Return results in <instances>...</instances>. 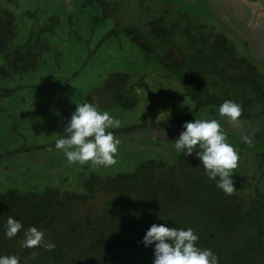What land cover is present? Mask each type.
Segmentation results:
<instances>
[{
	"label": "trees",
	"instance_id": "1",
	"mask_svg": "<svg viewBox=\"0 0 264 264\" xmlns=\"http://www.w3.org/2000/svg\"><path fill=\"white\" fill-rule=\"evenodd\" d=\"M12 1L0 0V257L153 264L155 244L143 239L151 225L163 224L191 227L197 246L210 249L218 264H264V70L224 31L180 22L172 6L145 32L120 21L114 30L104 11L91 24L93 33L101 27L93 37L98 75L79 86L75 77L86 72L67 71L60 42L74 51L87 36L65 19L69 36L60 41L58 23L32 13L20 32ZM225 100L242 106L235 125L219 115ZM83 103L121 121L107 130L121 142L113 166L71 164L55 147ZM195 119L217 120L239 156L249 155L252 164L232 172V195L209 179L195 152L175 149L183 125ZM9 216L23 226L13 238L5 235ZM30 227L54 250L24 248Z\"/></svg>",
	"mask_w": 264,
	"mask_h": 264
},
{
	"label": "clouds",
	"instance_id": "2",
	"mask_svg": "<svg viewBox=\"0 0 264 264\" xmlns=\"http://www.w3.org/2000/svg\"><path fill=\"white\" fill-rule=\"evenodd\" d=\"M219 115L227 117L231 124H237L242 115V106L231 100H225L219 106ZM121 121L113 118L108 111H100L91 103L79 104L64 128L61 138L55 141V147L63 150L71 164L80 165L91 162L93 167H110L117 163L120 140L110 128H119ZM184 131L176 139L175 149L185 156L196 157L203 164L210 180L216 181V186L226 195H232L236 188L232 172L238 167L239 154L227 142V135L215 120L195 119L186 122ZM248 142V137H243ZM199 146L200 151H196ZM22 224L12 216L7 218V238L15 237L22 229ZM198 235L189 227L178 229L166 227L163 224H153L147 230L143 243L145 246L155 244L153 264H218V257L210 249L197 246ZM170 241V243H169ZM43 246L52 251L55 245L45 240L44 232L36 227L24 231V248ZM0 264H20L18 256L0 257Z\"/></svg>",
	"mask_w": 264,
	"mask_h": 264
},
{
	"label": "rangeland",
	"instance_id": "3",
	"mask_svg": "<svg viewBox=\"0 0 264 264\" xmlns=\"http://www.w3.org/2000/svg\"><path fill=\"white\" fill-rule=\"evenodd\" d=\"M98 1L100 3V0ZM173 2H170L171 5L167 3L165 6L161 0H106L102 11L99 9V5H96L97 1L91 3V5L96 3L94 6L96 9H93L88 0H13L11 3L15 6L12 10L20 20L18 24L20 32L28 27L24 18L29 13L34 16H42V12H45L47 15L58 16L60 23L58 22L55 27V36L58 39L69 36V31L64 25L66 16H72L77 21L74 31L87 36L85 44H81L80 47V43H78L76 49L70 51L69 44H63L65 41L62 40L60 47L64 49L66 60L63 62V66L67 68V71L69 70L73 74L80 71L86 72L82 76L75 77V83L79 86L88 85L94 80L92 78L100 68V50L99 47L97 48L98 44L94 45L93 37L100 34L101 27L93 33L91 24L94 21L92 16L99 17L104 11L107 14V21L112 24L114 30L118 27L117 21H120L123 26L143 28L142 32H145L149 29L147 27L149 22L156 21V17H162L166 12L169 13V7L172 6L171 9L180 22L189 20L198 23L203 21L206 26L214 25L217 32L224 31L243 54L251 57L257 67L264 70V0L257 2L249 0H173ZM74 4L82 5V9H76ZM45 16L46 14L42 18ZM209 20L211 21L208 24ZM211 22H215L217 25ZM162 24L163 22L159 21V26ZM235 34L237 41L234 37ZM176 35L180 38V31ZM109 69L111 70V68ZM105 70L108 71L106 68ZM239 127H243L241 123H239ZM239 157L238 165L252 164L247 153Z\"/></svg>",
	"mask_w": 264,
	"mask_h": 264
},
{
	"label": "flooded vegetation",
	"instance_id": "4",
	"mask_svg": "<svg viewBox=\"0 0 264 264\" xmlns=\"http://www.w3.org/2000/svg\"><path fill=\"white\" fill-rule=\"evenodd\" d=\"M68 1V0H67ZM88 2H89V0H88ZM95 4L96 3H94L93 5H91V2H89V5H90V7L92 8L93 7V9H96V8H94V6H95ZM75 5V4H74ZM96 5H99V2H97V4ZM76 6V9H82V5H75ZM99 9H100V7H99ZM39 10H41V9H39ZM46 14V16L44 17V18H46L47 19V21L48 20H51L52 19V22L53 21H55V22H59L60 23V19H58V16L56 17L55 16V14H49V15H47V13H45V12H42V16L43 15H45ZM41 16V17H42ZM95 16V15H94ZM96 17V16H95ZM94 18V17H93ZM66 20H68L69 22H70V24H72V25H74V23H77V21L72 17V16H66V18H65ZM64 19V20H65Z\"/></svg>",
	"mask_w": 264,
	"mask_h": 264
}]
</instances>
